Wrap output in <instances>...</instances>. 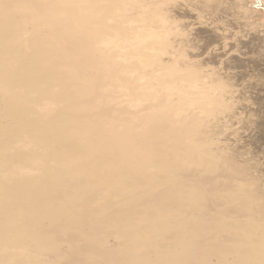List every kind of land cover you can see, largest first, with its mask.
I'll return each instance as SVG.
<instances>
[{"label": "rangeland", "instance_id": "374dc122", "mask_svg": "<svg viewBox=\"0 0 264 264\" xmlns=\"http://www.w3.org/2000/svg\"><path fill=\"white\" fill-rule=\"evenodd\" d=\"M240 2L0 0V264H264Z\"/></svg>", "mask_w": 264, "mask_h": 264}, {"label": "bare ground", "instance_id": "6f19581e", "mask_svg": "<svg viewBox=\"0 0 264 264\" xmlns=\"http://www.w3.org/2000/svg\"><path fill=\"white\" fill-rule=\"evenodd\" d=\"M240 4H243L247 7L249 3L252 4V6H249L250 9L245 10L247 12V15H264V0H240ZM211 3H208V6ZM214 4V2H213ZM205 6V5H204ZM252 7V8H251ZM244 8V7H243ZM209 9V8H208ZM245 12V13H246ZM18 112V111H17ZM21 114H23L21 112ZM19 115V114H18ZM218 132V131H217ZM243 160V159H242ZM258 169V168H257ZM221 172V171H220ZM222 173V172H221ZM252 174V173H251ZM222 176V175H221ZM229 176V175H228ZM250 185V184H249ZM248 186V185H247ZM217 188V187H216ZM219 189V188H218ZM263 201V200H262ZM243 206V205H242ZM229 212V211H228ZM219 215V214H218ZM225 215V214H224ZM248 215V214H247ZM253 215V214H252ZM244 216V215H243ZM250 216V215H249ZM248 217V216H247ZM251 217V216H250ZM219 218V217H218ZM225 218V217H224ZM220 219V218H219ZM230 223V222H229ZM243 224V223H242ZM225 225V224H224ZM264 235V234H263ZM232 238V237H231Z\"/></svg>", "mask_w": 264, "mask_h": 264}]
</instances>
